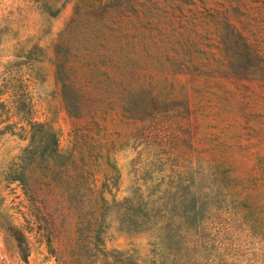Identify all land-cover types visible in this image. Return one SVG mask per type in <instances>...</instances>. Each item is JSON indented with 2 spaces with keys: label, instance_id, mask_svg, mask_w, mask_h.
Here are the masks:
<instances>
[{
  "label": "rangeland",
  "instance_id": "obj_1",
  "mask_svg": "<svg viewBox=\"0 0 264 264\" xmlns=\"http://www.w3.org/2000/svg\"><path fill=\"white\" fill-rule=\"evenodd\" d=\"M78 1L0 0V264H264V0H149L60 68Z\"/></svg>",
  "mask_w": 264,
  "mask_h": 264
},
{
  "label": "trees",
  "instance_id": "obj_2",
  "mask_svg": "<svg viewBox=\"0 0 264 264\" xmlns=\"http://www.w3.org/2000/svg\"><path fill=\"white\" fill-rule=\"evenodd\" d=\"M149 0H79L74 7V13L64 30L58 35L55 44L56 65L60 68H65L72 58L76 55V49L71 42V33L75 27H79L80 32L88 33V38L92 39L91 44H87L82 51L89 54L99 52L100 48L109 49L108 40L117 32L115 26V17L120 10H131L136 6L141 7ZM122 8V9H121ZM116 15V16H115ZM237 39L242 41L245 45L243 37L236 33ZM95 40V41H94ZM224 48V44H220ZM85 49V50H84ZM231 50V47L229 51ZM228 51V50H227ZM233 57H231L232 60ZM247 63H250L247 61ZM261 62H254L250 68L260 72L262 70ZM248 69V67H245ZM258 75L254 78H258ZM66 86V83H64ZM31 129L43 130L45 128L42 124H31Z\"/></svg>",
  "mask_w": 264,
  "mask_h": 264
}]
</instances>
